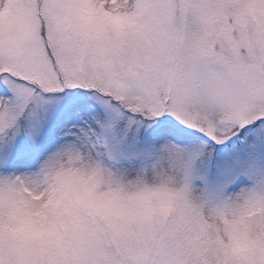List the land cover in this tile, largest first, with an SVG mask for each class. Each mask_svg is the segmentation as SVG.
Masks as SVG:
<instances>
[{"label": "snow or ice", "instance_id": "1", "mask_svg": "<svg viewBox=\"0 0 264 264\" xmlns=\"http://www.w3.org/2000/svg\"><path fill=\"white\" fill-rule=\"evenodd\" d=\"M0 264H264V0H0Z\"/></svg>", "mask_w": 264, "mask_h": 264}]
</instances>
